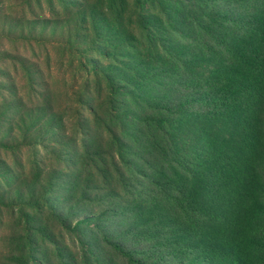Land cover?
<instances>
[{"label": "trees", "instance_id": "16d2710c", "mask_svg": "<svg viewBox=\"0 0 264 264\" xmlns=\"http://www.w3.org/2000/svg\"><path fill=\"white\" fill-rule=\"evenodd\" d=\"M0 264H264V0H0Z\"/></svg>", "mask_w": 264, "mask_h": 264}, {"label": "rangeland", "instance_id": "374dc122", "mask_svg": "<svg viewBox=\"0 0 264 264\" xmlns=\"http://www.w3.org/2000/svg\"><path fill=\"white\" fill-rule=\"evenodd\" d=\"M41 53V51H39V54ZM67 78L69 79V76H67ZM63 79V77H61V80ZM25 156V160L24 161H28V160H31L32 158V155H28V154H24ZM11 160V159H10ZM12 161V160H11ZM14 161H12L13 163ZM60 209V208H59ZM57 237L61 238L62 235L65 237V240L66 242L70 245L71 243V239L72 237L70 235H67V234H62L61 231L59 229H57V233H56Z\"/></svg>", "mask_w": 264, "mask_h": 264}]
</instances>
